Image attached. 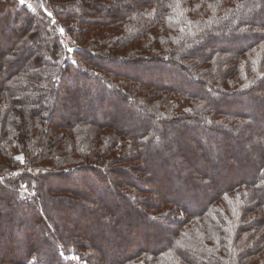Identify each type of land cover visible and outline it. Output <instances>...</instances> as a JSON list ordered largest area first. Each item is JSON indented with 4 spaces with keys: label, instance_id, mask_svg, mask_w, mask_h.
Wrapping results in <instances>:
<instances>
[{
    "label": "trees",
    "instance_id": "obj_1",
    "mask_svg": "<svg viewBox=\"0 0 264 264\" xmlns=\"http://www.w3.org/2000/svg\"><path fill=\"white\" fill-rule=\"evenodd\" d=\"M3 247L264 264V0H0Z\"/></svg>",
    "mask_w": 264,
    "mask_h": 264
},
{
    "label": "rangeland",
    "instance_id": "obj_2",
    "mask_svg": "<svg viewBox=\"0 0 264 264\" xmlns=\"http://www.w3.org/2000/svg\"><path fill=\"white\" fill-rule=\"evenodd\" d=\"M38 6H39V5H38ZM67 36L69 37V34L66 35V37H67ZM69 41H70V42H73V40H69ZM177 71H178V70L174 68V69H171V71H168V72L166 71V72H164V73H163V80H164V81H168L170 78L176 76V75H177V74H176ZM146 73L148 74L149 72H147V71H142L140 74H141V75H147ZM132 123L135 125V127L139 125V122H138V121H137L136 123H135V122H132ZM185 134H186V133H183L182 136L185 137ZM195 135H197V137H199V139H201L202 136L205 135V133H204L203 130H200V129H199V130H196ZM188 136H192V135H191V134H190V135L188 134ZM217 137L219 138V136H217ZM216 140H217V138H216V136H215V137H213V138H211V139L209 140V143H215L214 141H216ZM176 151H177V150H176ZM173 154L177 155V153L174 152V151H173ZM166 155H167V154H161L162 159H165L164 157H165ZM167 158H168L169 160H171L173 163H177V161H176V157H175L174 155H171L170 157H166V159H167ZM191 204H192V203H188L187 206L190 207ZM118 207H120V206H118ZM72 216L75 217V214L73 213ZM59 218H60V219H64V216L61 215ZM88 226L92 227L90 223L88 224ZM100 226H101V225H100ZM75 229H76V228L74 227V230H75ZM136 242H137V241H136ZM137 244H138V245H141L142 243H141L140 240H139V241L137 242ZM4 249H5V247H3V249H1V251H0V253H2V255H3V251H4ZM2 255H0V256H2ZM69 257H74V258L78 261V256L75 255V254H73V253H70V254H69ZM79 263H80V264H86L85 261H80Z\"/></svg>",
    "mask_w": 264,
    "mask_h": 264
},
{
    "label": "built area",
    "instance_id": "obj_3",
    "mask_svg": "<svg viewBox=\"0 0 264 264\" xmlns=\"http://www.w3.org/2000/svg\"><path fill=\"white\" fill-rule=\"evenodd\" d=\"M67 39H68V40H72V38H71V36H70V35H69V37L67 36Z\"/></svg>",
    "mask_w": 264,
    "mask_h": 264
},
{
    "label": "snow or ice",
    "instance_id": "obj_4",
    "mask_svg": "<svg viewBox=\"0 0 264 264\" xmlns=\"http://www.w3.org/2000/svg\"><path fill=\"white\" fill-rule=\"evenodd\" d=\"M20 2H21V3H23V2H24V0H20Z\"/></svg>",
    "mask_w": 264,
    "mask_h": 264
}]
</instances>
